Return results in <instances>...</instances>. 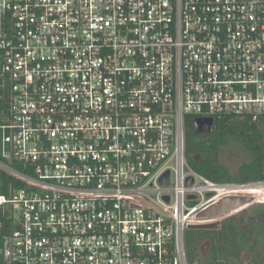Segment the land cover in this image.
<instances>
[{
    "label": "built area",
    "instance_id": "built-area-1",
    "mask_svg": "<svg viewBox=\"0 0 264 264\" xmlns=\"http://www.w3.org/2000/svg\"><path fill=\"white\" fill-rule=\"evenodd\" d=\"M0 1L5 264H188L187 227L264 188L184 155L187 116L264 121V0Z\"/></svg>",
    "mask_w": 264,
    "mask_h": 264
},
{
    "label": "trees",
    "instance_id": "trees-1",
    "mask_svg": "<svg viewBox=\"0 0 264 264\" xmlns=\"http://www.w3.org/2000/svg\"><path fill=\"white\" fill-rule=\"evenodd\" d=\"M6 27L2 19V29ZM1 95V90H0ZM4 102L0 100V111ZM194 117L185 118L184 155L187 166L202 177L217 183L249 184L264 182V121L251 122L248 119L227 117L213 120V131L198 135L194 131ZM1 138V134H0ZM230 140L241 144L250 159L240 165L232 175L219 159L220 150ZM19 171H25L23 165L14 164ZM20 186L7 175L0 172V193L8 194L9 187ZM245 211V210H244ZM254 219L264 218V204L253 206L246 213ZM247 215V214H246ZM245 212L230 216L220 222L217 230L190 229L184 232V247L188 264H242L240 252L246 251L251 242V234L244 228ZM250 217V218H251ZM251 222V221H250ZM260 224L250 226L253 237L261 233ZM7 232V222L0 213V246L2 236ZM0 264H5L0 255Z\"/></svg>",
    "mask_w": 264,
    "mask_h": 264
},
{
    "label": "rangeland",
    "instance_id": "rangeland-1",
    "mask_svg": "<svg viewBox=\"0 0 264 264\" xmlns=\"http://www.w3.org/2000/svg\"><path fill=\"white\" fill-rule=\"evenodd\" d=\"M221 163L228 168L230 173L232 175H235L238 167L247 162L250 157L247 152L242 148L241 144L237 141L230 140L228 144L221 149L220 157H219ZM238 195H250L253 196L254 201L244 209L243 211L237 213L236 215H239L242 212H245V215L247 216L246 222H249V227L244 228L245 232H248L251 234V242L250 245H248L246 251L240 252V260L242 264H264V226H262L261 233H259L256 237H253V224L255 221L250 222V214L246 213L250 208L253 206H257L260 204H264L262 200L264 201V188L259 189H249L248 191H245L243 193H239ZM235 213H232L230 216H234ZM252 226V228H250Z\"/></svg>",
    "mask_w": 264,
    "mask_h": 264
},
{
    "label": "water",
    "instance_id": "water-1",
    "mask_svg": "<svg viewBox=\"0 0 264 264\" xmlns=\"http://www.w3.org/2000/svg\"><path fill=\"white\" fill-rule=\"evenodd\" d=\"M2 28V13H1V1H0V36ZM194 131L198 135L209 134L213 131V120L209 118H196L194 119ZM164 183H168L167 177L163 179ZM190 182V181H189ZM254 201L252 196H230L221 199L216 204L210 206L205 211H203L199 218L206 220L215 217H220L229 213H235V215L247 207ZM220 227V222L212 224H200V225H190L187 230H217Z\"/></svg>",
    "mask_w": 264,
    "mask_h": 264
},
{
    "label": "flooded vegetation",
    "instance_id": "flooded-vegetation-1",
    "mask_svg": "<svg viewBox=\"0 0 264 264\" xmlns=\"http://www.w3.org/2000/svg\"><path fill=\"white\" fill-rule=\"evenodd\" d=\"M224 148V147H223ZM220 153H221V150H220ZM220 153H219V157H220ZM242 165V164H241ZM226 167V166H225ZM227 168V167H226ZM251 222L252 221H255V228L254 230L257 228V225L260 224V227L261 226H264V218H257V219H254V218H250ZM249 227V226H248Z\"/></svg>",
    "mask_w": 264,
    "mask_h": 264
},
{
    "label": "bare ground",
    "instance_id": "bare-ground-1",
    "mask_svg": "<svg viewBox=\"0 0 264 264\" xmlns=\"http://www.w3.org/2000/svg\"><path fill=\"white\" fill-rule=\"evenodd\" d=\"M259 189V188H261V187H251V188H246L247 190H249V189Z\"/></svg>",
    "mask_w": 264,
    "mask_h": 264
}]
</instances>
